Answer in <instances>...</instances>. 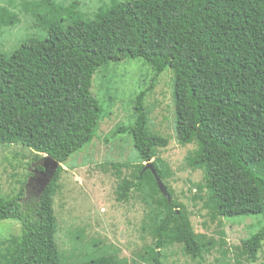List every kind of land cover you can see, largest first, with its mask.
Wrapping results in <instances>:
<instances>
[{"label":"trees","instance_id":"16d2710c","mask_svg":"<svg viewBox=\"0 0 264 264\" xmlns=\"http://www.w3.org/2000/svg\"><path fill=\"white\" fill-rule=\"evenodd\" d=\"M76 7L58 0H0V26L17 25L24 14L48 33L0 53V144L29 148L34 161L48 154L67 164L92 141L102 118L92 91L95 73L143 58L156 74L173 70L175 138L196 144L185 162L203 173L193 184V201H206L211 221L264 218V0H108L89 15ZM122 131L130 134L137 156L111 165L115 172L134 165L136 174L122 180L117 198L126 201L137 190L147 208L142 231L153 237L136 256L164 264L167 249L178 243L193 260H203L214 242L195 233L191 212L171 192L169 165L157 159L169 141L150 131L142 102ZM150 161L171 201L146 169ZM64 170L61 165L45 190L23 181L15 195L0 194V221L22 224L21 234L0 237V264H64L55 210ZM263 242L264 227L242 240L249 260L259 258ZM74 264L129 260L111 253Z\"/></svg>","mask_w":264,"mask_h":264},{"label":"rangeland","instance_id":"374dc122","mask_svg":"<svg viewBox=\"0 0 264 264\" xmlns=\"http://www.w3.org/2000/svg\"><path fill=\"white\" fill-rule=\"evenodd\" d=\"M66 7L86 15L108 0H58ZM22 21L10 27L0 26V53H12L30 35L47 36V31L32 27V20L21 14ZM93 93L102 107V118L93 139L62 164L55 210L59 223L56 242L64 264L88 260L111 253L127 258L129 264H146L136 252L153 244V237L142 231L146 205L137 190L130 198L119 200L117 190L122 180L136 174L134 165L115 172L113 162L133 161L137 154L128 132H119L136 117L139 101L145 111L150 131L168 139L169 145L157 159L169 165L171 192L191 212L195 233L205 234L214 245L205 251L203 260L195 261L176 243L167 249L164 264H260L264 262V242L259 258L251 261L242 240L264 227L260 215L237 216L211 221L206 216V201H193V184L202 181L203 173L186 165L185 157L196 144L181 145L175 138V78L167 67L156 74L143 58H128L99 69L93 79ZM141 97V98H140ZM31 149L19 144H0V194L13 196L21 182L30 181L40 165ZM153 160V159H152ZM34 196H37L33 189ZM172 192V193H173ZM173 196V197H174ZM22 224L16 219L0 221V237L19 235ZM227 251V255L225 253Z\"/></svg>","mask_w":264,"mask_h":264},{"label":"water","instance_id":"95a60500","mask_svg":"<svg viewBox=\"0 0 264 264\" xmlns=\"http://www.w3.org/2000/svg\"><path fill=\"white\" fill-rule=\"evenodd\" d=\"M40 165L43 167V170L40 172V174H34L30 181H36L38 184L41 185V190H45V188L49 185V183L53 180L56 171L58 168L62 165L59 161L53 159L50 155L45 154L43 155V158L40 160ZM146 169H150L153 171L160 190L162 193L168 197V200L171 201L172 198L169 195L167 188L163 181L158 176L156 170L154 169V166L152 164V161L146 163ZM29 181V182H30ZM179 210H177L178 213Z\"/></svg>","mask_w":264,"mask_h":264},{"label":"flooded vegetation","instance_id":"af4514ba","mask_svg":"<svg viewBox=\"0 0 264 264\" xmlns=\"http://www.w3.org/2000/svg\"><path fill=\"white\" fill-rule=\"evenodd\" d=\"M41 171H42V170H39L38 168H36L35 171L33 172V175H34V174H37V175H38V174H40ZM36 183H37V182H36ZM37 185L40 187V184L37 183Z\"/></svg>","mask_w":264,"mask_h":264}]
</instances>
